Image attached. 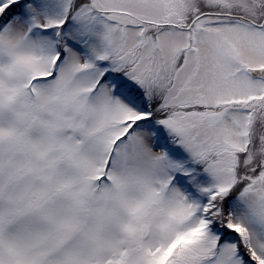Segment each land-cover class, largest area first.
Masks as SVG:
<instances>
[{
  "label": "snow or ice",
  "instance_id": "obj_1",
  "mask_svg": "<svg viewBox=\"0 0 264 264\" xmlns=\"http://www.w3.org/2000/svg\"><path fill=\"white\" fill-rule=\"evenodd\" d=\"M0 264H264V0H0Z\"/></svg>",
  "mask_w": 264,
  "mask_h": 264
}]
</instances>
